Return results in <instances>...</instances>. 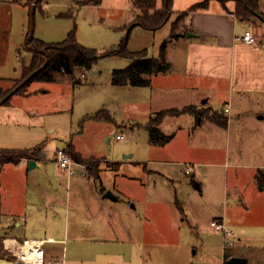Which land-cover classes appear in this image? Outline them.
I'll return each mask as SVG.
<instances>
[{"label": "rangeland", "instance_id": "obj_1", "mask_svg": "<svg viewBox=\"0 0 264 264\" xmlns=\"http://www.w3.org/2000/svg\"><path fill=\"white\" fill-rule=\"evenodd\" d=\"M86 1L93 0H41L34 9L33 37L61 41L75 26L79 44L105 55L90 69L78 67L72 74L54 71V79H34L27 86L29 93H14L9 105H0V150L36 147L33 157L46 153L54 171L56 150L70 147L101 168L99 178L79 170L69 189L65 178L55 176L60 197L55 208L69 220V229L63 243L44 248L60 264H221L222 233L210 221L225 212L235 236L225 259L234 252L249 257L241 264H264V188L258 185V166L264 164V119L258 115L264 112V97L258 101V94L251 92L240 96L229 87L227 76L212 78V87L200 98V105L216 111L224 122L229 120L228 126L215 122L194 134L196 119L189 114L168 115L159 127L165 133L176 132L174 140L153 144L148 111L180 105L186 96L152 86L112 83L114 70L127 67L132 58L108 50L125 41L126 52L158 57L179 12L199 0H173L169 20L157 29L130 27L141 13L134 9V0L82 4ZM227 2L232 4V0ZM26 3L0 0L3 90L21 78L31 59L24 49L32 8ZM219 3L215 0L214 4ZM162 5L163 0H156V7ZM250 19L248 26L264 33V20L259 16ZM226 63L228 68V57L225 67ZM8 78L16 79L10 82ZM224 101L231 102L230 112L221 111ZM200 109L195 116L206 110ZM97 110L107 115L89 117ZM117 133L126 138L114 139ZM157 159L182 160L193 167L186 173L185 164H160ZM109 160L121 162L114 168ZM96 189L110 190L119 197L118 201L106 199L112 209H104L101 215L94 201ZM67 191L70 201L65 207ZM95 213L100 218L96 222ZM17 259L12 251L0 247V264ZM44 264H49L46 258Z\"/></svg>", "mask_w": 264, "mask_h": 264}, {"label": "crops", "instance_id": "obj_2", "mask_svg": "<svg viewBox=\"0 0 264 264\" xmlns=\"http://www.w3.org/2000/svg\"><path fill=\"white\" fill-rule=\"evenodd\" d=\"M201 1L186 5L179 12L180 14L183 13V16L177 23L174 34L168 37L169 39L163 48L164 57L169 63V67L166 71L150 75V85H148L161 92L178 91L186 96L180 105L167 106L158 110L149 109L151 111L148 112L153 115L157 111L166 108L188 106L191 108L189 111L173 116L189 114L193 120L196 119V126L193 127L194 134L200 133L199 131L205 125H215L212 116L216 111H213L208 106L200 105V98L208 94L212 87V78H217L218 80L223 76H227L229 87L233 92L239 93L240 96L251 92L258 94V101L259 99L262 101V97H264V33H257L248 26L252 22L250 18L240 19L237 17L234 12L235 0H232V4L227 2L226 5L221 3L214 4L215 0H209L205 6L192 8L194 4ZM92 2L87 3V5H92L96 1ZM263 6L262 0H260L259 8L262 11H264ZM240 21L242 27H240ZM246 30H250L254 34L256 37L255 42H246L241 39ZM27 32L28 30L26 35ZM226 57L229 58L228 68L227 63L226 67L224 66ZM0 79L2 81L3 78L0 77ZM8 79L13 82L16 78ZM173 81L174 84L171 87H175L171 88L170 84ZM26 93H29V91L27 90ZM209 98L210 96L207 95L206 101ZM9 103L10 101L6 104L9 105ZM228 104L231 111L230 101H224L221 111L225 112L223 109ZM202 107L206 108V110L201 111V115L198 114L199 117L195 116L194 114H197L200 108L202 110ZM109 108L118 109V106L110 105ZM165 117L161 123L165 121ZM258 119H264V112L258 115ZM160 124H158V127ZM228 124L229 120H227L226 126ZM160 129L164 132L162 128ZM175 135L176 132H173L172 138L168 142L174 140ZM76 153L81 158H87L78 151ZM45 156L46 153H41L37 157H23L18 162L5 161L2 164L0 170V247H6L5 245L11 244L15 240L32 239L39 241V244L42 243L43 256L39 264H44V258L49 264H60L58 260L51 257L50 251H47L44 246L65 241V232L69 229V220L68 222L65 221L66 216L62 217V214L55 208L56 203L58 204L60 201L55 176L58 175L57 177L61 179L65 178L66 189H69L73 175L68 176L58 166L54 172L52 164L48 162ZM129 156L126 155L125 157ZM31 159L36 162L33 167L28 166V162ZM154 161L160 164H164V162L188 163L182 160L171 161L167 159ZM108 162L115 165L114 168H118L117 164L121 161L109 160ZM32 168H35L33 172ZM259 168H264V164L259 165ZM100 169L99 165V174ZM151 170L146 167L147 172H151ZM147 172L146 174H148ZM75 181L78 183L77 180ZM105 191L107 189L95 190L94 201L99 215L102 214L104 209H112L111 204L106 199L119 200L116 195V200L104 197ZM64 200L65 207H67L70 201L68 191L64 196ZM221 216H224L227 225L230 227L225 212L218 217ZM97 220H100V218L95 213L93 221L96 222ZM56 228H58L57 233L55 231ZM221 249L222 256L220 261L221 264H225V255L222 247ZM40 255L41 248L39 246L38 259ZM233 255L245 257L232 252L230 256ZM246 259L248 260L249 257H246Z\"/></svg>", "mask_w": 264, "mask_h": 264}, {"label": "trees", "instance_id": "obj_3", "mask_svg": "<svg viewBox=\"0 0 264 264\" xmlns=\"http://www.w3.org/2000/svg\"><path fill=\"white\" fill-rule=\"evenodd\" d=\"M35 1V5H37L41 0H32V2ZM172 1L173 0H163L162 7L158 8L156 7V0H134L133 7L139 9L141 13L136 16L130 27L134 25H141L149 29H157L161 27L169 20ZM208 1L209 0H202L201 2L194 4L192 8L205 6ZM218 1L223 5H226L227 3V0ZM32 2L30 3V0H27V4H30V6L32 5ZM87 3L90 2L86 1L82 4ZM234 12L240 19L259 16L264 20V11L260 10L258 0H235ZM182 16L183 13L179 15V20H176L173 23L172 34H174L177 23ZM28 33L29 30L24 42V49L31 53L30 62L28 65H24L21 78L16 80L11 88L3 90L0 86V99L10 90L16 88L18 84L30 74L31 77L21 86L17 87L15 93H26L27 86L34 79H53L54 71L62 70L64 73L72 74L78 67L90 69L94 66L100 56L105 55L104 53L99 54L96 50L86 48L79 44L75 37V26L68 32L65 39L57 42H46L34 37L29 39ZM126 43L127 42L124 41L119 48L110 49L106 52L112 54L122 53L132 58V62L127 67L114 70L112 83L119 85L129 84L134 86H148L150 85V75L168 69L169 63L165 60L163 51H161L158 57H147L144 52H126ZM11 97L12 96L6 99L3 103H8ZM190 109L191 108L188 106L183 108H166L150 115L147 124L150 142L153 144H164L168 142L172 138V134H165L162 132L158 127V124L161 123L166 115H179ZM104 115H107V113L103 112V110H97L95 113L90 114L89 117L102 118ZM212 117L214 121L219 124L227 123V120L224 122V120H222L216 113H214ZM68 148L66 149L70 152L73 158L87 164V169L90 172V175L94 178L100 177L98 163L93 159L88 160L81 158L74 150H71L70 147ZM35 149L36 147L17 151L0 150V170L5 161L18 162L23 157L31 158ZM258 185L260 189L264 188V168L258 169ZM228 256L229 254L226 255V257Z\"/></svg>", "mask_w": 264, "mask_h": 264}, {"label": "built area", "instance_id": "obj_4", "mask_svg": "<svg viewBox=\"0 0 264 264\" xmlns=\"http://www.w3.org/2000/svg\"><path fill=\"white\" fill-rule=\"evenodd\" d=\"M241 39L246 41V42H255L256 37L250 30H246L243 35L241 36ZM84 73H82L83 75ZM225 112L230 111V106L229 104L224 107L223 109ZM126 138V135L123 133H117L114 137V139H123ZM113 139L110 140L112 142ZM55 160L59 166V168L65 172L68 176L75 175L79 170H82V172L86 173L87 172V164L85 162L76 160L73 158V156L70 154L69 151H67L66 148H58L55 152ZM185 165V172L190 173L191 169L193 167L192 164L186 163ZM210 225L217 231H220L222 233V248H223V253H225L226 248L234 243L235 236L232 231V229L227 225L224 216L221 217H215L210 221ZM29 239L28 238H23L21 240H15L14 242L18 243H27ZM11 243L8 245H5L6 249H9L10 251L13 252L14 255H17V249L18 245L16 243ZM41 248V256L39 261H32L31 264H39V262L42 259L43 256V251H42V243L38 244ZM18 256V255H17Z\"/></svg>", "mask_w": 264, "mask_h": 264}, {"label": "water", "instance_id": "obj_5", "mask_svg": "<svg viewBox=\"0 0 264 264\" xmlns=\"http://www.w3.org/2000/svg\"><path fill=\"white\" fill-rule=\"evenodd\" d=\"M93 1H96V0H93ZM35 4L36 2H34L32 4V8H31V11H30V26H29V33H28V38L29 39H32L33 37V31H34V21H33V16H34V9H35ZM31 77V74L29 76H27L24 80H22L17 87L21 86L25 81H27L29 78ZM16 88H13L12 90H10L8 93H6L1 99H0V105L3 104V102L8 99L10 96H12L15 92H16ZM262 117V116H260ZM35 160L31 159L29 160L28 162V166L29 167H33L35 165ZM104 197H107V198H111L113 200H116L117 197L110 191V190H107L104 192L103 194ZM247 259L246 257H242V256H236V255H233V256H230L229 258H227L225 260V264H241V263H244L246 262Z\"/></svg>", "mask_w": 264, "mask_h": 264}, {"label": "bare ground", "instance_id": "obj_6", "mask_svg": "<svg viewBox=\"0 0 264 264\" xmlns=\"http://www.w3.org/2000/svg\"><path fill=\"white\" fill-rule=\"evenodd\" d=\"M16 244L18 245V259L16 261H12V264H30V261H36L38 259L39 241L29 239L25 244L18 242Z\"/></svg>", "mask_w": 264, "mask_h": 264}]
</instances>
